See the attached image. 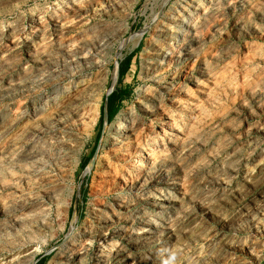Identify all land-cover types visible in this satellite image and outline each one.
I'll use <instances>...</instances> for the list:
<instances>
[{
    "label": "rangeland",
    "instance_id": "374dc122",
    "mask_svg": "<svg viewBox=\"0 0 264 264\" xmlns=\"http://www.w3.org/2000/svg\"><path fill=\"white\" fill-rule=\"evenodd\" d=\"M206 8L214 9V16H206ZM54 10L58 16L68 17L75 12L83 14L80 23L64 30L52 24ZM208 20L212 24H207ZM43 30L45 33H41ZM143 31L142 36L138 35ZM59 32L62 34L58 35ZM127 66V71L121 76L120 69ZM203 73H207L206 76ZM217 73L226 77H217ZM214 76L221 78L222 82H217L221 83L218 84L220 88L214 86V81L218 80ZM256 85L257 88L254 87ZM234 86L237 87L234 89ZM208 88L211 89L210 94ZM214 90L219 97L214 95ZM207 95L212 96V100ZM185 96L188 100L184 99ZM201 99L204 101L199 105ZM91 104L99 110L96 107L94 111ZM170 104L174 105L170 107ZM204 109L210 113L206 114ZM83 112L86 116L83 126H80L75 121ZM165 113L176 120L178 129L182 131L177 129L175 133L182 137L190 153L186 149L179 152L181 150L177 143L171 141L170 135L165 137L163 132L171 124L163 117ZM133 114L134 117L139 116L140 129L144 131L141 143H144L140 149L135 146L125 157L124 154L118 157L110 152V143L119 122ZM71 118L74 121L69 120ZM34 134L37 135L34 137ZM59 134L61 136H57ZM157 134V142L161 146L158 157L169 154L163 164L158 163L153 170H147L148 179L140 189H133L129 183L138 172L132 167L138 164L135 162L136 150L151 147L152 137ZM55 137L59 144L55 140L56 150L53 151ZM74 137L81 138L79 146L74 144ZM70 140L74 141L73 147ZM45 146L50 152L47 155L42 153L47 150ZM57 149L63 155L59 160L57 153L60 151ZM35 160L38 161L35 163ZM43 160L50 174L66 178V186L57 193L55 200L49 199L53 187L46 179L35 178L33 173L34 168L42 166ZM116 171L119 175H113ZM31 193L34 197L30 196ZM136 195L148 197L135 200ZM41 203L47 205L44 206L47 212L42 213ZM66 204H70L68 213ZM116 212L120 218L114 217ZM48 214L53 224L47 222L49 226H41L43 216ZM111 219H117L113 226ZM30 231L31 235L37 232L35 237L29 236ZM104 231L111 234L105 242L99 236ZM92 233L95 240L90 235ZM27 237L37 239V242L32 240L34 249L38 247L32 264H81V261L82 264H264V0H0V264H6L13 257L19 260L31 242ZM72 237H75L74 241H71ZM24 239H28L27 243L23 242ZM75 251H81V256L85 257L79 256L81 261L78 263V258L73 263L67 260H73Z\"/></svg>",
    "mask_w": 264,
    "mask_h": 264
},
{
    "label": "bare ground",
    "instance_id": "6f19581e",
    "mask_svg": "<svg viewBox=\"0 0 264 264\" xmlns=\"http://www.w3.org/2000/svg\"><path fill=\"white\" fill-rule=\"evenodd\" d=\"M84 1V0H83ZM201 1V0H200ZM212 1V0H211ZM220 1V0H219ZM208 2V1H207ZM217 2V1H216ZM226 2V1H225ZM229 2V1H228ZM213 3V2H212ZM218 3V2H217ZM223 3V2H222ZM231 3V2H230ZM229 3V4H230ZM87 4V3H86ZM202 4V3H201ZM219 4V3H218ZM221 4V3H220ZM224 4V3H223ZM208 5V4H207ZM210 5V4H209ZM217 5V4H216ZM228 5V4H227ZM58 6V5H57ZM91 6V5H90ZM219 6V5H218ZM221 6V5H220ZM225 6V5H224ZM74 7V6H73ZM82 7H84V5L82 6ZM86 7V6H85ZM84 7V8H85ZM87 7L89 8V6L87 5ZM202 7V6H201ZM207 7V6H206ZM209 7V6H208ZM213 8L215 7L214 5L212 6ZM81 8V7H80ZM87 8V9H88ZM217 8V7H216ZM215 8V9H216ZM224 8V7H223ZM50 9H52V8H50ZM59 9V8H58ZM82 9V8H81ZM86 9V8H85ZM200 9V8H199ZM207 9V8H206ZM220 9V8H219ZM222 9V8H221ZM220 9V10H221ZM57 10V9H56ZM56 10H54L53 11V23L52 24H55V25H58L57 26V28L58 27H61V28H64V30H67V29H65V27H68L69 28V26H73L74 27V25H75V23H77V22H79L80 21V19L82 18V14H83V12H82V14H77L76 12H75V14H73V15H69L68 17H66V16H58V14H57V11ZM84 10V9H83ZM51 11V10H50ZM74 11V10H73ZM80 11V10H79ZM87 11V10H86ZM199 11V10H198ZM204 11H205V9H204ZM217 11H218V9H217ZM222 11H223V9H222ZM78 12V11H77ZM216 12V11H215ZM224 12V11H223ZM223 12H222V15H223ZM52 13V12H51ZM62 13V12H61ZM72 13H74V12H72ZM205 13H206V16H208V17H210L212 14H213V16H214V9H212V8H209V9H207L206 11H205ZM216 13H218V12H216ZM86 14V13H85ZM195 14V13H194ZM215 15H217V14H215ZM219 15H220V13H219ZM57 16V17H56ZM198 16V15H197ZM218 16V15H217ZM221 16V15H220ZM50 17V16H49ZM201 17V16H200ZM55 18H57V20L55 19ZM193 18V17H192ZM212 19V18H211ZM210 19V20H211ZM213 19H214V17H213ZM213 19H212V22H213ZM51 20V19H50ZM210 20H208L209 22H206L207 24L208 23H210ZM41 21V20H40ZM214 21H215V19H214ZM187 22V21H186ZM200 23H201V21H199ZM35 24L37 23V22H34ZM80 23V22H79ZM199 23V24H200ZM46 24H47V22H46ZM49 24H51V23H49ZM48 24V25H49ZM74 24V25H73ZM185 24V23H184ZM195 24V23H194ZM210 24H212V23H210ZM209 24V25H210ZM37 25H42L41 23H38ZM45 25V24H44ZM192 25V24H191ZM203 26H204V24H202ZM201 25V26H202ZM208 25V26H209ZM72 26H71V28H72ZM199 26V25H198ZM203 26H202V28H203ZM42 27V26H41ZM185 27V26H184ZM190 27V26H189ZM32 28V27H31ZM46 28V27H45ZM147 28V27H146ZM185 28H188V27H185ZM185 28H183V29H185ZM191 28V27H190ZM196 28V27H195ZM208 28V27H207ZM36 29H38V28H36ZM60 29V28H59ZM209 29V28H208ZM146 30V29H145ZM199 31H200V27H199V29H198ZM197 30V31H198ZM46 31H48V28H47V30ZM55 31H58L57 29L55 30ZM63 31V30H62ZM61 31V32H62ZM104 31V30H103ZM184 31H186V30H184ZM195 31V30H194ZM205 31H206V29H205ZM33 32H35V30L33 31ZM38 33H39V31H37ZM61 32H59L58 33V35L61 33ZM66 32V31H65ZM145 31H143V32H141V33H139L138 35H140V36H142L143 35V33H144ZM41 33H45V31L43 30V32H41ZM182 33V32H181ZM188 33H189V31H188ZM202 33H203V31H202ZM36 34V33H35ZM62 34V33H61ZM60 34V35H61ZM32 35V34H31ZM45 35V34H44ZM187 35V34H186ZM46 36V35H45ZM64 35H62V37H63ZM189 36V35H188ZM37 37V36H36ZM43 37V36H42ZM41 37V38H42ZM60 37V36H59ZM139 37V36H138ZM39 38V37H38ZM58 38V37H57ZM184 38V37H183ZM188 38V37H187ZM60 39L62 40V38L60 37ZM60 39H59V41H60ZM186 39V38H185ZM185 39H183V40H185ZM54 40V39H53ZM82 40V39H81ZM138 40H140V37L138 38ZM58 41V40H57ZM57 41H56V43H57ZM87 41H88V39H87ZM14 42V41H13ZM54 42V41H53ZM86 42V41H85ZM59 43V42H58ZM55 44V43H54ZM67 44V43H66ZM89 44V43H88ZM136 44V43H135ZM58 45V44H57ZM86 45H87V43H86ZM156 45V44H155ZM61 46V45H60ZM68 47V46H67ZM158 47V46H157ZM160 48V47H159ZM158 48V49H159ZM161 50V49H160ZM163 50V49H162ZM9 51V50H8ZM158 51V50H157ZM156 51V52H157ZM186 51V50H185ZM181 52V51H180ZM158 53V52H157ZM178 54V53H177ZM187 54V53H186ZM162 55V54H161ZM170 55V54H169ZM176 55V54H175ZM164 56V55H163ZM166 56V55H165ZM168 56V55H167ZM171 56V55H170ZM169 57V56H168ZM174 57V56H173ZM179 57V56H178ZM175 58V57H174ZM165 60H167V59H165ZM181 60V59H180ZM170 61V60H169ZM168 62V61H167ZM183 62V61H182ZM171 63V62H170ZM167 64V63H166ZM170 65V64H169ZM177 65V64H176ZM171 66V65H170ZM204 66H206V65H204ZM203 66V67H204ZM207 67V66H206ZM207 68H209V67H207ZM210 69V68H209ZM227 69H228V67H227ZM204 70V69H203ZM162 71V70H161ZM208 71H210V70H208ZM213 71V70H212ZM224 70H222L221 72H223ZM225 71H226V69H225ZM207 72V71H206ZM214 72V71H213ZM217 72V71H216ZM219 72H220V70H219ZM181 73V72H180ZM223 73H225V72H223ZM230 73V72H229ZM162 74V73H161ZM178 74V73H177ZM205 74H207V73H205ZM204 73H203V75H205ZM213 74H216V73H213ZM213 74H210V75H212L213 76ZM226 74V73H225ZM231 74V73H230ZM229 74V76H231ZM164 75V74H163ZM167 75V74H166ZM165 75V76H166ZM209 75V74H208ZM226 77L224 74H221V76H219L218 75V73H217V77L219 76V77ZM227 75H228V72H227ZM168 76H170V75H168ZM167 76V77H168ZM173 76H175V74L173 75ZM178 76H180V75H178ZM206 76V75H205ZM211 76V77H212ZM228 76V77H229ZM233 76V75H232ZM157 77V76H156ZM210 76H208V78H209ZM210 77V78H211ZM216 79H218L216 76H214ZM213 77V78H214ZM90 78V77H89ZM173 78V77H172ZM206 78V77H205ZM205 78H203V79H205ZM215 78H214V80H215ZM100 79V78H99ZM195 79V78H194ZM207 79V78H206ZM220 79L221 78H219L218 80H216V81H214V82H216V85H214L215 87L218 85V84H221V83H218L217 84V82H222V81H220ZM224 79H227V78H224ZM230 79V78H229ZM255 79V78H254ZM87 80V79H86ZM175 80V79H174ZM196 80H197V78H196ZM208 80V79H207ZM233 80V79H232ZM250 80V79H249ZM101 81V80H100ZM195 81V80H194ZM227 81H229V80H227ZM234 81H235V78H234ZM248 81V80H247ZM255 81V80H254ZM86 82V81H85ZM206 82V81H205ZM208 82H210V80L208 81ZM212 82V81H211ZM210 82V83H211ZM224 82H225V80H224ZM252 82H253V79H252ZM88 83H90V82H88ZM95 83V82H94ZM98 83H99V80H98ZM197 83V82H196ZM199 83V82H198ZM203 83V82H202ZM202 83H200L201 85H202ZM227 82H225V84H226ZM229 83L232 85V83L229 81ZM234 83H236V82H234ZM206 84V83H205ZM224 84V83H223ZM248 85L247 86H249V83H247ZM84 85V84H83ZM97 85H99V84H97ZM96 85V86H97ZM177 85V84H176ZM199 84H197L196 86H198ZM201 85H199V86H201ZM227 85H228V83H227ZM234 85V84H233ZM254 85V84H253ZM172 86V85H171ZM230 86V85H229ZM84 87V86H83ZM92 87V86H91ZM100 87V86H99ZM204 87V86H203ZM211 87H213V86H211ZM214 87V88H215ZM218 87H219V85H218ZM221 87V86H220ZM219 87V88H220ZM226 87V86H225ZM224 86H222V88H225ZM235 87H237V86H234L233 88L235 89ZM251 86H249V88H250ZM254 87H256L257 88V85L256 86H254ZM88 88V87H87ZM93 88V87H92ZM169 88V87H168ZM197 88V87H196ZM200 88V87H199ZM201 88H202V86H201ZM210 88V87H209ZM208 88V91L209 90H211V89H209ZM213 88V89H214ZM233 88H232V90H233ZM86 89V88H85ZM94 89V88H93ZM173 89V88H172ZM175 89V88H174ZM212 89V90H213ZM229 89H230V87L228 88V92H229ZM247 89V88H246ZM251 89V88H250ZM255 89V88H254ZM56 90V89H55ZM89 90V89H88ZM91 90V89H90ZM98 90V89H97ZM162 90V89H161ZM163 90H165V89H163ZM168 90V89H167ZM183 90V89H182ZM197 90V89H196ZM200 90V89H199ZM199 90H198V92H199ZM205 90H207V89H205ZM216 90V89H215ZM215 90H214V92H215ZM220 90V89H219ZM225 90V89H224ZM247 90H249V89H247ZM96 91V90H95ZM223 91V90H222ZM235 92H236V90H234ZM254 91V90H253ZM55 92V91H54ZM90 92V91H89ZM88 92V93H89ZM94 92V91H93ZM100 92V91H99ZM176 92H178V91H176ZM207 92V91H206ZM212 92V91H211ZM217 92V91H216ZM215 92V93H216ZM219 92H221V91H219ZM218 92V93H219ZM226 92V91H225ZM231 92V91H230ZM252 92V91H251ZM59 93V92H58ZM95 93V92H94ZM166 93H167V91H166ZM179 93V92H178ZM177 93V94H178ZM209 94H210V91L208 92ZM207 93V94H208ZM214 93V95H216V96H218L217 95V93L215 94ZM224 93V92H223ZM227 93V92H226ZM54 94V93H53ZM97 94L98 93H96L95 95L97 96ZM176 94V95H177ZM181 94V93H180ZM231 94H233L232 92H231ZM86 95H87V93H86ZM94 95V96H95ZM186 95H188V93L186 94ZM197 95H199V94H197ZM202 95V94H201ZM206 95V94H205ZM212 95H213V93H212ZM213 95V96H214ZM95 96V97H96ZM98 96H99V94H98ZM97 96V97H98ZM101 96V95H100ZM151 96V95H150ZM203 96V95H202ZM207 96H209V95H207ZM206 96V97H207ZM91 97V96H90ZM153 97V96H152ZM151 97V98H152ZM205 97V96H204ZM203 97V98H204ZM210 98L209 99H211L212 100V96H209ZM219 97V96H218ZM81 98V97H80ZM92 98H93V96H92ZM100 98V97H99ZM155 98V97H154ZM157 98V97H156ZM201 98V97H200ZM217 98V97H216ZM82 99H84V97L82 98ZM82 99H81V101H82ZM86 99V98H85ZM90 99V98H89ZM150 99V98H149ZM160 99H161V97H160ZM184 99H187L186 98V96H185V98ZM193 99V98H192ZM195 99V98H194ZM205 99V98H204ZM209 99H208V101H206V103L208 102L209 103ZM215 99V98H214ZM213 99V101L214 102H216L215 100ZM218 99V98H217ZM216 99V100H217ZM95 101L94 102H96V99H94ZM98 100L99 99H97V102H98ZM163 100V98L161 99V101ZM179 100H181V99H179ZM183 100V99H182ZM181 100V101H182ZM188 100V99H187ZM198 100V99H197ZM203 99H201L200 101H199V103L198 102H196V103H198L199 105L201 104V101H202ZM206 100V99H205ZM210 100V101H211ZM77 101V100H76ZM100 101V100H99ZM152 101V100H151ZM195 101V100H194ZM204 101V100H203ZM91 102H93V100L91 101ZM149 102V101H148ZM180 102V101H179ZM190 103H191V101H189ZM214 102H210V103H214ZM217 102H219V101H217ZM100 103V102H99ZM171 103V102H170ZM172 103H174V102H172ZM187 103V102H186ZM195 103V102H194ZM195 103V104H196ZM203 103V102H202ZM207 103V104H208ZM63 104V103H62ZM61 104V105H62ZM77 104V103H76ZM159 104V103H158ZM177 104V103H176ZM183 104H184V102H183ZM189 104V103H188ZM205 104V103H204ZM55 105H56V103H55ZM60 105V106H61ZM83 105H85L84 103H83ZM97 105V104H96ZM96 105H94V106H96ZM154 105V104H153ZM171 105L172 104H170V107H171ZM174 105V104H173ZM172 105V106H173ZM179 105H181V104H179ZM192 105H193V103H192ZM210 105V104H209ZM212 105V104H211ZM66 106H67V104H66ZM75 106V105H74ZM155 106V105H154ZM153 106V108H155ZM164 106V105H163ZM175 106H177V105H175ZM182 107H183V105H181ZM190 106V105H189ZM196 106H198V105H196ZM195 106V107H196ZM202 106H203V104H202ZM215 106V104H213V107ZM55 107V106H54ZM57 107V106H56ZM59 107V106H58ZM63 107V106H62ZM82 107V106H81ZM91 107H93L92 106V104H91ZM91 107H89L91 110H92V108ZM97 107V106H96ZM95 107V108H96ZM142 107H144V106H142ZM146 107V106H145ZM161 108H163L162 106H160ZM168 107V106H167ZM192 107V106H191ZM198 107H200V106H198ZM204 107V106H203ZM206 107V106H205ZM208 107V106H207ZM209 107H211V106H209ZM217 107V106H216ZM69 108V107H68ZM77 108V107H76ZM94 108V107H93ZM94 108V111L96 110ZM178 108H179V106H178ZM181 108V107H180ZM41 109V108H40ZM43 109V108H42ZM56 109V108H55ZM59 109V108H58ZM74 109H75V107H74ZM88 109V108H87ZM97 109H98V107H97ZM156 109V108H155ZM177 109V108H176ZM182 109H187V108H182ZM197 109V108H196ZM198 109H201V108H198ZM207 109H209V108H207ZM215 109V108H214ZM217 109V108H216ZM83 110H85L84 108H83ZM99 110V109H98ZM146 110V109H145ZM181 110V109H180ZM191 110V109H190ZM209 110H213V108L211 109H209ZM209 110H205L204 109V111L206 112L207 111V113L206 114H208V113H210L209 112ZM90 111V110H89ZM148 111H149V109H148ZM153 111V110H152ZM158 111H159V108H158ZM176 111V110H175ZM182 111V110H181ZM187 111V110H186ZM193 111H195V110H193ZM192 111V112H193ZM199 111V110H198ZM214 111V110H213ZM216 111V110H215ZM37 112V111H36ZM54 112V111H53ZM57 112V111H56ZM60 112V111H59ZM58 112V113H59ZM62 112V111H61ZM64 112V111H63ZM76 112V111H75ZM82 112V111H81ZM134 112V111H133ZM165 112V111H164ZM171 112V111H170ZM177 112V111H176ZM185 112V111H184ZM200 112V111H199ZM201 112H202V114H203V111L201 110ZM200 112V113H201ZM204 112V113H205ZM57 113V115H59ZM73 113V112H72ZM79 113V112H78ZM78 113H76V115L78 114ZM89 113V112H88ZM132 113V112H131ZM137 113V112H136ZM139 113H141V112H139ZM149 113V112H148ZM161 113V112H160ZM189 113H191V112H189ZM213 113V112H212ZM39 114V113H38ZM37 114V115H38ZM40 114H41V112H40ZM51 114V113H50ZM63 114H65V113H63ZM75 114V113H74ZM98 114H100V112L98 113ZM97 113L95 114V115H98ZM142 114V113H141ZM158 114V113H157ZM171 114H172V112H171ZM196 114V113H195ZM198 114V113H197ZM204 115V116H208V115ZM214 114V113H213ZM48 115V114H47ZM56 115V116H57ZM68 115H70V114H68ZM75 115V116H76ZM88 115V114H87ZM90 115V114H89ZM134 115L135 114H133V116H128V117H126L125 119H123L121 122H119V124H118V126L116 127V131H115V135H114V139L112 140V142L110 143L111 144V150H110V152H113L114 153V155H116V156H120V155H122V154H124V157L126 156V153L127 154H129V153H131L133 150V148L135 147V146H139V149H140V146H141V144H143V143H141L142 141H144L143 140V137H144V131H143V128H141L140 129V127H142V124H140L139 123V120H138V115H136V116H138V117H134ZM147 115V114H146ZM162 115V114H161ZM161 115H159V116H161ZM185 115V114H184ZM187 115H188V112H187ZM190 115V114H189ZM193 115H194V113H193ZM36 116V115H35ZM51 116V115H50ZM72 116V115H71ZM80 116V115H79ZM85 112H83V114L80 116V118H78L76 121H75V123L76 124H78V125H80V124H82L83 123V120H84V118H85ZM151 116V115H150ZM154 116V115H153ZM157 116V115H156ZM171 116V115H170ZM178 116V115H177ZM179 116H181V115H179ZM183 116V115H182ZM201 116V115H200ZM203 116V115H202ZM203 116V117H204ZM211 116V115H210ZM38 117H40V116H38ZM41 117H42V114H41ZM43 117H44V115H43ZM43 117H42V119H43ZM58 117V116H57ZM95 117V116H94ZM147 117V116H146ZM164 118H166L167 119V121H170L171 122V124H169V126L166 128V131L164 130V134H165V137L166 136H168V135H170V139H171V141H174L175 143H177V148H179V150H181V151H179V152H183L186 148V143L184 142V140L182 139V137L179 135V134H176L175 132H177V129H178V127H177V122H176V120L175 119H171V117H169V115L167 114V113H165V115L163 116ZM193 117V116H192ZM199 117V116H198ZM22 118V117H21ZM51 118H54V116L53 117H51ZM65 118V117H64ZM155 118V117H154ZM157 118V117H156ZM180 118V117H179ZM191 118V117H190ZM213 118V117H212ZM215 118V117H214ZM36 119H37V117H36ZM50 119V118H49ZM98 119V118H97ZM144 119V118H143ZM200 119V118H199ZM202 119V118H201ZM206 119V118H205ZM47 120V119H46ZM46 120H44V121H46ZM52 120V119H51ZM69 120H73L72 118L71 119H69ZM68 120V121H69ZM92 120V119H91ZM161 120V119H160ZM165 120V119H164ZM212 120V119H211ZM43 121V123H45ZM74 121V120H73ZM95 121V120H94ZM157 121H159V119L157 120ZM163 121V120H162ZM185 121H187V120H185ZM184 121V122H185ZM210 121V120H209ZM23 122V121H22ZM34 122V121H33ZM49 122V121H48ZM47 122V123H48ZM55 122V121H54ZM53 122V123H54ZM59 122H61V121H59ZM93 122V121H92ZM91 122V123H92ZM160 122V121H159ZM180 122H181V120H180ZM42 123V124H43ZM50 123V122H49ZM69 123V122H68ZM73 123V122H72ZM182 123V122H181ZM196 123H197V121H196ZM200 123V122H199ZM204 123V122H203ZM206 123V122H205ZM216 123V122H215ZM215 123H213V124H215ZM39 124V123H38ZM38 124H36V125H38ZM61 124H63V123H61ZM86 124H87V122H86ZM89 124V123H88ZM97 124V123H96ZM96 124H95V126H96ZM148 124H151V123H148ZM156 124V123H155ZM155 124H154V126H155ZM162 124V123H161ZM201 124V123H200ZM208 124V123H207ZM34 125H35V123H34ZM41 125V124H40ZM38 126L39 128L41 127L42 128V126ZM59 125V124H58ZM64 125V124H63ZM73 125V124H72ZM98 125V124H97ZM164 125V124H163ZM168 125V124H167ZM182 125V124H181ZM196 125V124H195ZM29 126V125H28ZM31 126H32V124H31ZM53 126V124L51 125V127ZM68 126V125H67ZM81 126V125H80ZM82 126H83V124H82ZM84 126H85V124H84ZM88 126V125H87ZM91 126H93L92 124H91ZM197 126V125H196ZM195 126V129H196V131H198V129H197V127ZM205 126V125H204ZM214 126V125H213ZM48 127V126H47ZM50 127V128H51ZM58 126H56V127H54V128H57ZM90 127V126H89ZM153 127V126H152ZM151 127V128H152ZM166 127V126H165ZM185 126H183V128H184ZM208 127H209V125H208ZM211 127H212V124H211ZM26 128V127H25ZM40 128V130H42ZM43 128H45V127H43ZM49 128V127H48ZM53 128V127H52ZM60 128V127H59ZM71 128V127H70ZM73 128H74V126H73ZM81 128V127H80ZM79 128V129H80ZM94 128V127H93ZM145 128V127H144ZM154 128V127H153ZM180 128V127H179ZM182 128V129H183ZM199 128V127H198ZM215 128V127H214ZM216 128H218V127H216ZM32 129V128H31ZM64 129V128H63ZM83 129V128H82ZM90 129V128H89ZM96 129V128H95ZM148 129V128H147ZM204 129V128H203ZM28 130V132H29V129H27ZM68 130H69V128H68ZM78 130V129H77ZM150 130V129H149ZM149 130H148V132H149ZM153 130V129H152ZM179 130V129H178ZM181 130V129H180ZM179 130V131H180ZM189 130H191L190 128H189ZM200 130V129H199ZM202 130V129H201ZM208 130V129H207ZM210 130L213 132V130L210 128ZM218 129H216V131H217ZM30 131H32V130H30ZM58 131V130H57ZM65 131H66V129H65ZM151 131V130H150ZM178 131V132H179ZM182 131V130H181ZM185 131V130H184ZM194 131V130H193ZM195 131V132H196ZM204 131V130H203ZM206 131V130H205ZM211 131H209V132H211ZM215 130H214V133L216 132ZM24 132V131H23ZM63 132V131H62ZM74 132H75V130H74ZM78 132V131H77ZM77 132H75V133H77ZM86 132V131H85ZM88 132V131H87ZM86 132V133H87ZM186 133H188L189 134V132H187V131H185ZM206 132H208V131H206ZM208 132V133H209ZM26 133V132H25ZM32 133V132H31ZM36 133V132H35ZM46 133V132H45ZM53 133V132H52ZM55 133V132H54ZM57 133V132H56ZM66 133H68V132H66ZM91 133V132H90ZM146 133V132H145ZM201 133V132H200ZM203 133V132H202ZM42 134H44V133H41V135ZM164 134H163V136H164ZM188 134H187V136H188ZM207 134V133H206ZM209 134H211V133H209ZM24 135H26V134H24ZM31 134H29V136H30ZM35 135H37V134H34V137H35ZM55 135V134H54ZM61 135H64V133L63 134H61ZM60 134L59 135H57V136H61ZM68 135V134H67ZM82 135V134H81ZM198 135V134H197ZM196 135V136H197ZM204 135V134H203ZM27 136V135H26ZM44 136V135H43ZM71 136H72V134H71ZM78 136V134L76 135V137ZM187 136H185V137H187ZM192 136H193V134H192ZM207 136H208V134L206 135V138H207ZM212 136V135H211ZM28 137V136H27ZM31 137V136H30ZM37 137V136H36ZM45 137V136H44ZM69 137V136H68ZM76 137H74L75 138V142H74V144L76 143V144H78L79 142H80V139L79 138H76ZM109 137V136H108ZM158 137H159V135L157 134V135H154V137H152V146L151 147H149V148H147V149H145V148H142L141 147V149L142 150H136V151H138V154L136 155L135 153V155H136V160H135V162L136 163H138L137 165H135V166H132V167H135L134 168V170H136V171H138L137 173H135L134 175V177H131L132 179H131V182L129 183V185H131V187L133 188V189H140V187H142V185H144V183L147 181V170L148 171H150V170H153L154 168L153 167H155L156 166V164H158V163H160V164H163L164 163V161L166 160V157H167V155L169 154L168 152H167V155H165L166 157H158L159 155L157 154V152H158V149L161 147L159 144V142H157V139H158ZM194 137V136H193ZM201 137V136H200ZM205 137V136H204ZM209 137H210V135H209ZM38 138V137H37ZM37 138H35V139H37ZM50 138H51V136H50ZM59 138V137H58ZM64 138H65V136H64ZM72 138V137H71ZM83 138V137H82ZM149 138H151V137H149ZM163 138V137H162ZM161 138V139H162ZM197 138H199V137H197ZM197 138H195V139H197ZM47 139V138H46ZM45 139V140H46ZM69 139V138H68ZM170 139H168L169 140V142H170ZM205 138H203V142L205 141L204 140ZM209 139V138H208ZM33 140V139H32ZM38 140H41V137L38 139ZM55 140H56V137L55 138H53V151H55L56 150V143H55ZM60 140H61V138H60ZM64 140V139H63ZM109 140V139H108ZM199 140V139H198ZM201 140V139H200ZM35 141V140H34ZM48 141H49V138H48ZM65 141V140H64ZM82 141V140H81ZM110 141V140H109ZM151 141V140H150ZM193 141V140H192ZM202 141V140H201ZM201 141L199 142V143H201ZM26 142H28V140L26 141ZM36 142V141H35ZM38 142V141H37ZM51 142V141H50ZM56 142L58 143V141L56 140ZM70 142H71V140H70ZM69 142V143H70ZM73 142H71L70 144L72 145V143ZM160 142H162V140H160ZM166 142V141H165ZM168 142V141H167ZM32 143V142H31ZM39 143V142H38ZM41 143H42V141H41ZM44 143V142H43ZM68 143V144H69ZM82 143H84V142H82ZM107 142H105V144H106ZM174 143V144H175ZM33 144H34V142H33ZM50 145L52 144V143H49ZM59 144V143H58ZM62 144V143H61ZM68 144H66L65 143V145H68ZM81 144V143H80ZM80 144H78V146L80 145ZM173 144V145H174ZM192 144H194V143H192ZM191 144V145H192ZM204 144V143H203ZM26 145H28V144H25V146ZM35 145H37V144H35ZM34 145V146H35ZM40 145V144H39ZM48 144L46 143V146H47ZM71 145H70V147H71ZM149 145V144H148ZM162 145V144H161ZM167 145V144H166ZM168 145H170V144H168ZM176 145V144H175ZM196 145H197V143H196ZM201 145H202V143H201ZM200 145V146H201ZM31 146V145H30ZM42 146V145H41ZM45 146V148H47V147H49V146H47L46 147ZM62 146H64V145H62ZM164 145H162V147H163ZM190 146V145H189ZM189 146H187V147H189ZM37 147V146H36ZM44 147V146H43ZM43 147H41V148H43ZM51 147V146H50ZM65 147V146H64ZM69 147V146H68ZM72 147H73V145H72ZM191 147V146H190ZM197 147V146H196ZM195 147V148H196ZM199 147V146H198ZM32 149H34L33 148V146L31 147ZM31 148H29V149H31ZM55 148V149H54ZM58 148V147H57ZM60 148V147H59ZM62 148V147H61ZM60 148V149H61ZM76 148H78L77 150H79V147H75V149ZM105 148V147H104ZM136 148V147H135ZM176 148V147H175ZM194 148V149H195ZM24 149V148H23ZM28 149V148H27ZM31 149V150H32ZM52 149V148H51ZM81 149V148H80ZM161 149H163V148H161ZM193 149V148H192ZM198 149V148H197ZM25 150V149H24ZM37 150H39V149H37ZM46 150V149H45ZM47 150H48V148H47ZM42 151V153H45L46 155H47V152H49V150L48 151ZM57 150H59V149H57ZM66 150V149H65ZM68 150V149H67ZM70 150V149H69ZM68 150V151H69ZM105 150H107V149H105ZM189 150V149H188ZM30 151V150H29ZM40 152H41V150H39ZM60 151V153L58 152L57 153V156H58V160H59V158H63V155H60L61 154V150H59ZM68 151H66V152H68ZM72 151V150H71ZM75 151V150H74ZM165 151V150H164ZM168 151L170 152V150L168 149ZM174 151V150H173ZM176 151V150H175ZM186 151H187V149H186ZM191 151V150H190ZM190 151L188 152V153H190ZM194 151V150H193ZM32 152V151H31ZM36 152V151H35ZM40 152H38L37 154H39ZM65 152V151H64ZM76 152V151H75ZM163 152V151H162ZM26 152H24V154H25ZM41 153V154H42ZM50 153V152H49ZM63 153V152H62ZM106 153H107V151H106ZM175 153V152H174ZM186 153V152H185ZM22 154V153H21ZM24 154H22V155H24ZM27 154V153H26ZM31 155H33L34 153H30ZM55 155H56V153H54ZM72 154V153H71ZM112 154V153H111ZM164 154H166V153H164ZM177 154H178V152H177ZM184 154V153H183ZM193 153H191V155H192ZM28 155H29V153H28ZM31 155H30V157H31ZM35 155V154H34ZM50 155V154H49ZM51 155H53V154H51ZM55 155H54V157H55ZM175 155V154H174ZM42 156H44V155H42ZM73 156V155H72ZM108 156H110L109 154H108ZM108 156H106V157H108ZM133 156V155H132ZM175 156H177V155H175ZM181 156V155H180ZM184 156V155H183ZM26 158H27V155L25 156ZM37 157V156H36ZM47 157H50V156H47ZM53 157V156H52ZM51 157V158H52ZM111 157V156H110ZM109 157V158H110ZM121 157H123V156H121ZM128 157V156H127ZM186 157V156H185ZM184 157V158H185ZM188 157V156H187ZM186 157V158H187ZM189 157H191V156H189ZM41 158V157H40ZM39 157H38V159H40ZM70 158H71V156H70ZM112 158V157H111ZM117 158V157H116ZM132 158V157H131ZM183 158V159H184ZM46 159V158H45ZM48 159V158H47ZM56 159V158H55ZM68 159V158H67ZM121 159V158H120ZM124 159V158H123ZM128 159H129V157H128ZM143 159L145 160L144 162H142L143 161ZM178 159V158H177ZM192 159V158H191ZM26 160V159H25ZM65 160V159H64ZM110 160V159H109ZM109 160H108V162H109ZM125 160V159H124ZM130 160V159H129ZM168 160V159H167ZM170 160V159H169ZM176 160V159H175ZM179 160V159H178ZM193 160V159H192ZM191 160V161H192ZM28 161H29V159H28ZM38 161V160H37ZM36 160H35V163L37 162ZM42 161V160H41ZM52 161H54V158H53V160ZM56 161H57V159H56ZM55 161V162H56ZM60 161H62V160H60ZM70 161V160H69ZM111 161V160H110ZM112 161H113V159H112ZM114 161H116V159L114 160ZM174 161V160H173ZM54 162V163H55ZM59 162V161H58ZM66 162V161H65ZM65 162H64V165H65ZM106 163V164H109V163ZM127 162V161H126ZM172 162V161H171ZM181 162V160L179 161V163ZM187 162V161H186ZM189 162V161H188ZM50 163V162H49ZM52 163V162H51ZM60 163V162H59ZM63 163V162H62ZM111 163V162H110ZM116 163H119V161H117ZM177 163V162H176ZM179 163H178V165H179ZM184 163H185V161H184ZM33 164H34V162H33ZM38 164V163H37ZM42 166H39V167H37V168H34V171H33V173H34V175L36 176L35 178H42V179H46L47 181V183H49V185H51L52 187H53V191L51 192V193H53L51 196L52 197H50L49 199H52V200H55L56 199V197L58 196L57 195V193L60 191V190H63V188H64V185L66 184L65 183V179L66 178H64L63 176V178L62 177H57L56 175H53V174H50V172L48 171V169L46 168V165H45V163H44V160H43V164L42 163H40ZM69 164V163H68ZM128 164V163H127ZM126 164V165H127ZM130 164H131V162H130ZM129 164V165H130ZM134 164V163H133ZM172 164V166L174 165L173 163H171ZM170 164V165H171ZM181 164H183V163H181ZM180 164V165H181ZM199 164V163H198ZM56 165H58L57 163H56ZM60 165H62V164H60ZM71 165V164H70ZM119 165V164H118ZM123 165V164H122ZM121 165V166H122ZM132 165V164H131ZM159 165V164H158ZM157 165V166H158ZM202 165V164H201ZM36 166V165H35ZM35 166H33V167H35ZM49 166H50V164H49ZM59 166V165H58ZM58 166H57V168H58ZM120 166V165H119ZM156 166V167H157ZM168 166V165H167ZM181 166H183V165H181ZM181 166H179L180 168H181ZM60 167V166H59ZM71 167V166H70ZM115 166H113V168H114ZM126 167V166H125ZM128 167H131V166H128ZM184 167V166H183ZM61 168V167H60ZM62 168H63V166H62ZM65 168H66V166H65ZM112 168V169H113ZM127 168V167H126ZM33 169V168H32ZM31 169V170H32ZM55 169H56V167H55ZM104 169V168H103ZM106 169V168H105ZM108 169V168H107ZM115 169V168H114ZM117 169H118V167H117ZM123 169V168H122ZM131 169V168H130ZM133 169V168H132ZM166 169V168H165ZM177 169V168H176ZM179 169V168H178ZM29 170V169H28ZM31 170H30V173H31ZM50 170V169H49ZM102 170V169H101ZM125 170V169H124ZM161 170V169H160ZM59 171H61L60 169H59ZM107 171V170H106ZM113 171H115V170H113ZM112 171V172H113ZM121 171V170H120ZM162 171H163V169H162ZM29 172V171H28ZM27 172V173H28ZM66 172V171H65ZM103 172V171H102ZM108 172H109V169H108ZM107 172V173H108ZM124 172H127V171H124ZM130 172V171H129ZM135 172V171H134ZM154 172H155V170H154ZM159 172V171H158ZM157 172V173H158ZM56 173V172H55ZM60 173V172H59ZM63 173V172H62ZM109 173H111V171L109 172ZM165 173V172H164ZM58 174V173H57ZM68 174V173H67ZM66 174V175H67ZM71 174V173H70ZM103 174V173H102ZM105 174V173H104ZM129 174V173H128ZM194 174V173H193ZM32 175V174H31ZM59 175V174H58ZM64 175V174H63ZM111 175V174H110ZM109 175V176H110ZM113 175H119V172L118 171H116V172H114L113 173ZM172 175V174H171ZM174 175H175V173H174ZM173 175V176H174ZM28 176H30V174L28 175ZM60 176V175H59ZM65 176V175H64ZM127 176V175H126ZM162 176V178H163V175H161ZM168 176V175H167ZM34 177V176H33ZM66 177H68V176H66ZM103 177H104V175H103ZM106 177V176H105ZM104 177V178H105ZM120 177V176H119ZM130 177V176H129ZM149 177V176H148ZM158 177V176H157ZM193 177V176H192ZM30 178H32V177H30ZM102 178V177H101ZM113 178V177H112ZM165 178H166V176H165ZM174 178H175V176H174ZM26 179V178H25ZM28 179V178H27ZM117 179H119V178H117ZM116 179V180H117ZM130 179V178H129ZM150 179V178H149ZM29 180V179H28ZM28 180H26V181H28ZM39 180V179H38ZM106 180V179H105ZM121 180H122V178H121ZM128 180V179H127ZM168 180V179H167ZM170 180V179H169ZM30 181V180H29ZM37 181V180H36ZM44 181V180H43ZM161 181V180H160ZM171 181H173L172 179H171ZM31 182H32V180H31ZM113 182V181H112ZM114 182H116V181H114ZM118 182V181H117ZM116 182V183H117ZM127 182H129V181H127ZM163 182V181H162ZM174 182V181H173ZM108 183V182H107ZM109 183H111V179H110V182ZM116 183H114V184H116ZM119 183H120V181H119ZM124 183V182H123ZM151 183V182H150ZM167 183V182H166ZM30 184H32V183H30ZM36 184V183H35ZM34 184V185H35ZM106 184V183H105ZM121 184H122V182H121ZM168 184V183H167ZM172 184V183H171ZM42 185V184H41ZM148 185H150V184H148ZM173 185V184H172ZM175 185H176V183H175ZM12 186V185H11ZM14 186V185H13ZM40 186V185H39ZM43 186V185H42ZM66 186V185H65ZM103 186V185H102ZM115 186V185H114ZM114 186H112V187H114ZM122 186V185H121ZM159 186H161V185H159ZM35 187V189H36V185L34 186ZM33 187V188H34ZM38 187V186H37ZM41 187V186H40ZM107 187V186H106ZM111 187V186H110ZM111 187V188H112ZM119 187V186H118ZM117 187V188H118ZM128 186H126V188H127ZM170 187H173V186H170ZM32 188V187H31ZM45 188V187H44ZM103 188V187H102ZM105 188V187H104ZM108 188V187H107ZM121 188V187H120ZM144 188V187H143ZM151 188V187H150ZM14 189H15V187H14ZM18 189V188H17ZM34 189V190H35ZM41 189V188H40ZM50 189V188H49ZM128 189H130L129 187H128ZM127 189V190H128ZM132 189V190H133ZM12 190V189H11ZM41 190H43V189H41ZM40 190V191H41ZM101 190V189H100ZM112 190V189H111ZM114 191H115V189H113ZM162 190V189H161ZM19 191V190H18ZM47 191V190H46ZM45 191V192H46ZM106 191H109V190H107L106 189ZM151 191V190H150ZM168 191V190H167ZM48 192H50V191H48ZM100 192V191H99ZM125 192V191H124ZM130 192V191H129ZM136 192V191H135ZM145 192V191H144ZM157 192V191H156ZM163 192V191H162ZM15 192H13V194H14ZM34 193V192H33ZM33 193H31L32 195H30V196H33ZM158 193V192H157ZM35 194H36V191H35ZM37 194H39V193H37ZM108 194V193H107ZM114 194V193H113ZM137 194V193H136ZM142 194V193H141ZM140 194V195H141ZM163 194V193H162ZM167 194V193H166ZM106 195V194H105ZM118 195H120V194H118ZM153 195V194H152ZM169 195V194H168ZM29 196V197H30ZM36 196V195H35ZM143 196V195H142ZM140 197V196H135L134 197V199L135 200H140V199H144V197H146V196H143V197ZM171 196V195H170ZM27 197V196H26ZM34 197V196H33ZM105 197V196H104ZM148 197V196H147ZM38 197H36L35 199H37ZM127 198V197H126ZM153 198V197H152ZM152 198H150L151 200H152ZM29 199V198H28ZM32 199V198H31ZM149 199V200H150ZM157 199V198H156ZM164 199H166L165 197H164ZM116 200V199H115ZM114 200V201H115ZM118 200V199H117ZM121 200V199H120ZM148 200V201H149ZM174 200V199H173ZM51 201V200H50ZM119 201V200H118ZM153 201V200H152ZM151 201V202H152ZM167 201V200H166ZM172 201V200H171ZM39 202V201H38ZM49 202V201H48ZM52 202V201H51ZM120 202V201H119ZM164 202V201H163ZM168 202V201H167ZM30 203V202H29ZM110 203V202H109ZM113 203V202H112ZM153 203V202H152ZM156 203V202H155ZM37 204V203H36ZM42 205H43V203H41ZM53 204V203H52ZM51 204V205H52ZM124 204V203H123ZM141 204V203H140ZM161 204V203H160ZM176 204V203H175ZM46 204L44 203V205H43V210L41 209V211H42V213L43 212H47V211H45L46 209L44 208V206H45ZM103 205V204H102ZM115 205V204H114ZM130 205V204H129ZM128 205V206H129ZM142 205V204H141ZM144 205V204H143ZM153 205H154V203H153ZM164 205V204H163ZM33 206V205H32ZM36 206V205H35ZM34 206V207H35ZM39 206H40V204H39ZM47 206V205H46ZM103 206H105V205H103ZM107 206V205H106ZM122 206V205H121ZM36 207H38V206H36ZM69 207H70V204H66V213H68V211H69ZM100 207V206H99ZM109 207V206H108ZM141 207V206H140ZM167 207V206H166ZM170 207H172V206H170ZM50 208V207H49ZM158 208V207H157ZM156 208V209H157ZM160 208H163V207H160ZM45 209V210H44ZM106 209V208H105ZM109 209H111V208H109ZM115 209H117V208H115ZM124 209V208H123ZM35 209H33L32 211H34ZM40 210V209H39ZM51 210V209H50ZM50 210H49V212H50ZM161 210V209H160ZM36 211V210H35ZM35 211H34V213H35ZM37 211H38V208H37ZM107 211V210H106ZM48 212V213H49ZM53 212V211H52ZM99 212V211H98ZM113 212V211H112ZM118 212V211H117ZM117 212L114 214V217H118V214H117ZM127 212V211H126ZM135 212V211H134ZM33 213V212H32ZM38 213H39V211H38ZM108 213H110V212H108ZM145 213V212H144ZM147 213V212H146ZM37 214V213H36ZM40 214V213H39ZM39 214H37V215H39ZM44 214H46V213H44ZM44 214H42V215H44ZM65 214V213H64ZM111 214V213H110ZM127 214V213H126ZM135 214V213H134ZM97 215H98V213H97ZM109 215V214H108ZM129 215V214H128ZM144 215H146V214H144ZM100 216H102V215H100ZM127 216V215H126ZM137 216V215H136ZM148 216V215H147ZM14 219H15V217L14 216H12ZM37 217H39V216H37ZM42 217V216H41ZM47 217V218H46ZM46 217H44L43 216V218H42V220H41V223H40V225L41 226H45L46 224H48L47 222H49V223H51L52 222V219L50 218V216H49V214L48 215H46ZM113 217V216H112ZM135 217V216H134ZM138 217V216H137ZM153 217V216H152ZM20 218H22V217H19V219ZM118 218H120V217H118ZM150 218V217H149ZM23 219V218H22ZM37 219H39V218H37ZM102 219V218H101ZM108 219H109V217H108ZM132 219V218H131ZM140 219V218H139ZM148 219V218H147ZM150 219H152V218H150ZM16 220H18V217L16 218ZM112 220V226L113 225H115V221L117 220H113V219H111ZM125 220H126V218H125ZM124 220V221H125ZM141 220H143V219H141ZM158 220H160V218L158 219ZM163 220V219H162ZM19 221V220H18ZM99 221V220H98ZM120 221V220H119ZM131 222L132 221H134V220H130ZM135 221H136V219H135ZM147 221V220H146ZM151 221V220H150ZM107 222V221H106ZM111 222V221H110ZM117 222V221H116ZM128 222V221H127ZM131 222H130V224H131ZM39 223V222H38ZM100 223V222H99ZM150 223V222H149ZM151 223H153V221H151ZM150 223V224H151ZM159 223V222H158ZM170 224H173V223H175V222H169ZM35 224H37V223H35ZM52 224H53V222H52ZM52 224H50V225H52ZM106 224H108V223H106ZM139 224V223H138ZM148 224V223H147ZM156 224V223H155ZM166 224V223H165ZM37 225H39V224H37ZM36 225V226H37ZM110 225V224H109ZM122 225V224H121ZM133 225V224H132ZM141 225V224H140ZM48 226H49V224H48ZM139 226V225H138ZM142 226H144V225H142ZM156 226V225H155ZM91 227H93L92 225H91ZM90 227V228H91ZM121 227V226H120ZM136 227V226H135ZM145 227H146V225H145ZM149 227H151V226H149ZM170 227H171V225H170ZM37 228V227H36ZM45 228V227H44ZM117 228V227H116ZM153 228H155V227H153ZM159 228V227H158ZM163 228V227H162ZM172 228V227H171ZM39 229V228H38ZM89 229V228H88ZM96 229V228H95ZM164 229V228H163ZM167 229H168V227H167ZM37 230V229H36ZM103 230V229H102ZM121 230H123V229H121ZM120 230V231H121ZM126 230V229H125ZM173 230H175V229H173ZM29 231V230H28ZM38 231V230H37ZM89 231H91V230H89ZM106 231H108V230H106ZM106 231H104L103 233H101L99 236H100V240H102V241H107V240H109V238L111 237V234L109 233V232H106ZM136 231H138V229H136ZM142 231H144V229L142 230ZM155 231V230H154ZM158 231H160V230H158ZM161 231H163V230H161ZM172 231V230H171ZM33 232H35L34 230H33ZM32 232V233H33ZM112 232V231H111ZM118 232V231H117ZM124 232V231H123ZM135 232V231H134ZM37 233V232H36ZM36 233H35V235H36ZM89 233V232H88ZM95 233V232H94ZM127 233V232H126ZM128 233H130V232H128ZM136 233H138V232H136ZM141 233V232H140ZM143 233H145V232H143ZM147 233V232H146ZM172 233H174V232H172ZM28 234V233H27ZM27 234H25L26 236H27ZM83 234V233H82ZM85 234V233H84ZM135 234V233H134ZM155 234V233H154ZM166 234V233H165ZM168 234V233H167ZM29 235V234H28ZM34 235V234H33ZM33 235H31V231H30V235L29 236H33ZM35 235L33 236V237H35ZM86 235V234H85ZM91 235V237H92V235H93V233L92 234H90ZM96 235V234H95ZM125 235V234H124ZM128 235V234H127ZM131 235V234H130ZM136 235V234H135ZM138 235V234H137ZM26 236H24V238L26 237ZM83 236V235H82ZM87 236V235H86ZM85 236V237H86ZM98 236V237H99ZM121 236V235H120ZM129 236V235H128ZM149 236V235H148ZM159 236V235H158ZM71 236H69V238H70ZM157 237V236H156ZM28 239H29V237H27ZM73 238V237H72ZM84 238V237H83ZM89 238V237H88ZM93 238V237H92ZM130 238V237H129ZM137 238V237H136ZM147 238V237H146ZM167 238V237H166ZM28 239L27 240H23V242H25V243H27V241H28ZM31 239V240H30ZM29 240L31 241L29 244H28V246L26 247V250L23 252V254H21V257H20V259L19 260H16L14 257V259L12 258L11 260H7L8 262L6 263V264H25V263H27V262H29V261H31L30 263L32 264V262H33V255H34V252H35V249L37 250L38 249V247L37 248H35L34 249V243H33V241L32 240H35V239H32V237L30 238ZM74 239H75V237L73 238V239H71V241H74ZM94 239V238H93ZM124 239H125V237H124ZM159 239H161V238H159ZM37 240V239H36ZM35 240V241H36ZM95 240V239H94ZM127 240V239H126ZM138 240H140L139 238H138ZM69 241V240H68ZM88 241H89V239H88ZM99 241V240H98ZM118 241V240H117ZM125 241V240H124ZM136 241H137V239H136ZM37 242V241H36ZM35 242V243H36ZM123 242V241H122ZM134 242V241H133ZM79 243V242H78ZM138 243V242H137ZM142 243V242H141ZM69 244V243H68ZM84 244H86V242L84 243ZM106 244V243H105ZM123 244V243H122ZM136 244V243H135ZM20 245V244H19ZM19 245H17V246H19ZM74 245V244H73ZM138 245V244H137ZM136 245V247H138ZM143 245V244H142ZM141 245V246H142ZM24 246H26V245H24ZM85 246V245H84ZM87 246V245H86ZM101 246V245H100ZM12 247V246H11ZM70 247H71V245H70ZM81 247H83V246H81ZM10 248V247H9ZM20 248H21V246H20ZM63 248V247H62ZM117 248V247H116ZM119 248V247H118ZM12 249V248H11ZM21 249H23V248H21ZM65 249V248H64ZM70 249V248H69ZM76 249V248H75ZM83 249H84V247H83ZM86 249V248H85ZM89 248H88V246H87V250H88ZM127 249V248H126ZM133 249V248H132ZM0 250H2V249H0ZM7 250V249H6ZM67 250V249H66ZM65 250V251H66ZM71 250H73V249H71ZM82 250V249H81ZM86 250V251H87ZM114 250V249H113ZM8 251V250H7ZM9 251H10V249H9ZM16 251V250H15ZM79 251V250H78ZM89 251V250H88ZM118 251V250H117ZM124 251V250H123ZM81 252V251H80ZM80 252H77V251H75L74 253H72V254H74L73 255V260H71L72 258H70V259H67L68 261H71L72 263L79 257V256H81V254H80ZM84 253V252H83ZM114 253V252H113ZM126 253V252H125ZM10 254V253H9ZM70 254V253H69ZM19 255H20V253H19ZM121 255V254H120ZM119 255V256H120ZM16 256V255H15ZM130 256V255H129ZM81 257H83V258H85L84 256H81ZM80 257V258H81ZM19 258V257H18ZM67 258V257H66ZM65 258V259H66ZM117 258V257H116ZM121 258V257H120ZM129 258V257H128ZM79 259V258H78ZM82 259V258H81ZM131 259V258H130ZM123 260V259H122ZM121 260V261H122ZM81 260L79 259L78 261H77V263L78 262H80ZM108 261V260H107ZM117 261V260H116ZM76 262V261H75ZM82 262L83 261H81V264H82ZM118 262H119V260H118ZM3 263V262H2ZM28 264V263H27ZM80 264V263H79ZM119 264V263H118ZM122 264V263H121Z\"/></svg>",
    "mask_w": 264,
    "mask_h": 264
},
{
    "label": "trees",
    "instance_id": "16d2710c",
    "mask_svg": "<svg viewBox=\"0 0 264 264\" xmlns=\"http://www.w3.org/2000/svg\"><path fill=\"white\" fill-rule=\"evenodd\" d=\"M127 68H128V66L120 69V75L121 76L124 75V73L127 71Z\"/></svg>",
    "mask_w": 264,
    "mask_h": 264
}]
</instances>
